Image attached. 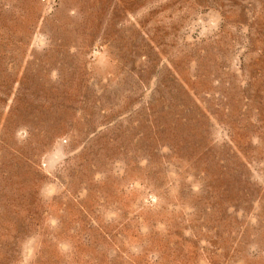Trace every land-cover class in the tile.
Listing matches in <instances>:
<instances>
[{
    "label": "rangeland",
    "instance_id": "1",
    "mask_svg": "<svg viewBox=\"0 0 264 264\" xmlns=\"http://www.w3.org/2000/svg\"><path fill=\"white\" fill-rule=\"evenodd\" d=\"M0 264H264V0H0Z\"/></svg>",
    "mask_w": 264,
    "mask_h": 264
}]
</instances>
